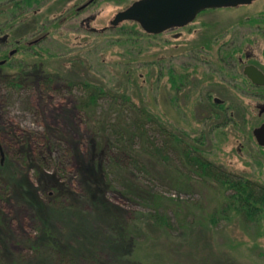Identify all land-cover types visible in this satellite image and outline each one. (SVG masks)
I'll return each instance as SVG.
<instances>
[{
    "label": "rangeland",
    "instance_id": "rangeland-1",
    "mask_svg": "<svg viewBox=\"0 0 264 264\" xmlns=\"http://www.w3.org/2000/svg\"><path fill=\"white\" fill-rule=\"evenodd\" d=\"M120 5L124 6L123 2L99 5L101 15L94 26L106 24ZM129 26L122 25L124 30L118 34H95L79 29L77 23L52 24L49 36L31 54H42L46 71L60 74L57 71L63 70L75 79L124 89L132 101L146 105L175 133L204 134L203 149L209 161L230 175L264 183V146L257 144L252 133L264 122V86H255L242 73L249 64L264 71V0L204 10L179 30L183 32L179 38L174 33L147 37L135 27L137 33L129 35ZM15 58L24 57L20 53ZM170 68L188 75L178 91L167 80ZM78 95V88H67L60 79L50 85L27 84L14 93L0 84L2 164L9 160L18 171L17 182L28 176L38 188L21 151L41 149L48 157L49 171L56 170L61 182L71 189L59 199L37 191L45 205L39 210L32 197L0 184V207L6 218L0 229V247L5 245L24 260H31V246L40 240L39 221L45 215L54 234L71 247L77 257L75 264L89 263L94 252L112 264H123L107 239L121 237V225L130 222L138 224L131 229L140 235L138 254H144L145 261L152 264H264L261 223L248 222L235 212L222 214L224 190L212 180L190 176L180 184L173 180L172 185L174 171L160 162H150L152 180L150 175L142 180L163 197L175 199V212H165L172 223L170 229L156 227L150 217L138 218L148 216V210L126 201L121 186L106 191V200L118 208V216L115 210L108 214L93 207L85 199L83 178L84 171L88 172L90 132L75 108ZM214 98L224 102L230 116L227 124L222 125L220 117L205 119ZM74 147L83 151L77 154Z\"/></svg>",
    "mask_w": 264,
    "mask_h": 264
},
{
    "label": "trees",
    "instance_id": "trees-1",
    "mask_svg": "<svg viewBox=\"0 0 264 264\" xmlns=\"http://www.w3.org/2000/svg\"><path fill=\"white\" fill-rule=\"evenodd\" d=\"M53 56V55H48ZM55 57V56H53ZM31 59V60H28ZM43 56L40 53H25L21 62L9 70L0 71V84L6 85L11 92H19L27 84L48 83L53 84L62 80L67 88H78L79 95L75 101V108L85 118V124L90 132V144L87 151V170L84 171L85 199L93 207L101 208L108 214L118 208L106 200V191L115 190L121 186L123 198L146 208L148 216L139 215L138 218L150 217L156 227L170 229L172 223L166 220L165 212L171 209L175 212V199L163 197L155 192L150 185L144 186L142 178L150 175L149 163L154 162L170 168L175 177L173 180L180 184L189 179L192 170L198 176L212 180L217 186L223 188L225 205L224 212H235L248 222L261 223L264 226V183L256 182L245 175H230L225 169L216 168L207 161L206 156L196 155L192 149L183 146L179 135H173L164 125L158 115L152 113L146 105L132 101L127 92L98 83L87 78L75 79L74 75L57 71L60 74L45 70L42 67ZM40 60V61H39ZM248 83V82H245ZM230 121V117H223L222 125ZM154 136L153 134H156ZM174 141V142H173ZM175 148L180 163L174 161L172 148ZM74 152L83 151L74 147ZM22 159L29 169H32L35 183L28 176L17 182V170L8 160L0 163V184L6 189L13 188L24 197H32L39 210L45 206L37 194L42 191L48 198L59 199L71 192L67 184L61 182L57 171H49L48 157L40 149L30 152L22 149ZM203 156V157H201ZM54 162L57 160L54 159ZM62 160L60 161V163ZM59 163V162H58ZM63 163V162H62ZM172 177V176H171ZM150 180L149 178H147ZM152 180V179H151ZM59 201V200H58ZM34 204V203H33ZM114 214V213H113ZM119 213L117 214V216ZM4 210L0 207V229L5 227L6 218ZM213 220L214 217H213ZM138 224L130 222L121 225L122 236L108 238L107 242L115 250L116 258L123 264H152L145 261V255H139L140 235H135L131 229ZM40 240L34 241L31 246L33 255L31 260H24L5 245L0 248V264H75L77 257L73 256L71 247L63 244L48 225L47 216H42L39 221ZM38 242V243H37ZM94 252L92 260L87 264H112ZM163 264V262H155ZM85 264V263H84Z\"/></svg>",
    "mask_w": 264,
    "mask_h": 264
},
{
    "label": "flooded vegetation",
    "instance_id": "flooded-vegetation-1",
    "mask_svg": "<svg viewBox=\"0 0 264 264\" xmlns=\"http://www.w3.org/2000/svg\"><path fill=\"white\" fill-rule=\"evenodd\" d=\"M136 1L139 0H0V71H4L5 69L7 70L11 66L14 67L21 62V59L15 58V55H19L21 53L23 54V57H25V53H32L35 46L45 41L46 37L49 36L52 24H58L62 27L63 25H66L67 22L75 25L77 23L79 29L95 34H104L107 32L117 34L122 33L121 30L124 29H121V26L130 25L132 27L129 29V35L137 33L136 31H133L135 27L147 37L159 36L163 33H174L175 38H179L183 33L179 30H183V28L192 24L197 16L204 12H199L192 22L184 24L183 26H172V28H167L160 33L147 32L135 20H123L118 24L113 25L112 20L115 15L119 11L127 9ZM108 2L115 4L123 2L124 6L120 5L118 11L108 18L106 24L99 27L94 26L97 18L101 15L98 6L103 3L107 4ZM51 15H53L52 18L50 17ZM189 33L190 32H188V34ZM125 34H127V31ZM239 62H243L242 58L239 59ZM256 68L258 67L256 66ZM258 69L264 73L263 68L259 67ZM166 74L168 82L171 84L172 88L177 91L180 90L185 83L183 79L188 76L187 74L184 75L172 68L168 69ZM260 86L262 87L264 85ZM212 102L211 110L209 109V114L205 117L206 120L210 117L217 119V117L223 118L229 116L227 108L224 106V102L222 100L214 98ZM262 110H264V107ZM227 123L228 122H226V124ZM168 130L170 131L171 136H180L183 141V146H187V148L194 150L197 156L200 157V154L202 153L201 155H205L207 158L203 149V141L205 138L204 134L199 133L198 136H193L183 132L182 130L175 133L174 129H171L169 125ZM173 138L174 136L171 137L172 140ZM171 155L174 158V161L179 164V156H177L178 154L174 147L172 148ZM206 160L209 161L208 158ZM209 162L216 168H221L214 164L211 160ZM188 172H190L191 177H195L200 181L208 179L198 176V174L192 170H188Z\"/></svg>",
    "mask_w": 264,
    "mask_h": 264
},
{
    "label": "water",
    "instance_id": "water-1",
    "mask_svg": "<svg viewBox=\"0 0 264 264\" xmlns=\"http://www.w3.org/2000/svg\"><path fill=\"white\" fill-rule=\"evenodd\" d=\"M256 0H139L127 9L119 11L112 20L116 25L123 20H135L144 30L162 32L172 26H183L192 22L204 9L246 6ZM247 79L255 86L264 85V73L253 64L244 67ZM253 137L260 147L264 146V122L252 129ZM0 163L4 154L0 146Z\"/></svg>",
    "mask_w": 264,
    "mask_h": 264
}]
</instances>
